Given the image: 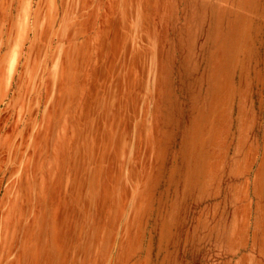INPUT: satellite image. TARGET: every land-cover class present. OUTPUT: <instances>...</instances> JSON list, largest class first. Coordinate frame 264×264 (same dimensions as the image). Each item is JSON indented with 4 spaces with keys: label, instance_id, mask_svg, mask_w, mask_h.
I'll list each match as a JSON object with an SVG mask.
<instances>
[{
    "label": "rangeland",
    "instance_id": "obj_1",
    "mask_svg": "<svg viewBox=\"0 0 264 264\" xmlns=\"http://www.w3.org/2000/svg\"><path fill=\"white\" fill-rule=\"evenodd\" d=\"M133 2L147 14L137 37L117 14L73 53L72 136L36 207L31 264H264V0ZM20 3L0 0V20ZM7 175L0 164V191Z\"/></svg>",
    "mask_w": 264,
    "mask_h": 264
},
{
    "label": "clouds",
    "instance_id": "obj_2",
    "mask_svg": "<svg viewBox=\"0 0 264 264\" xmlns=\"http://www.w3.org/2000/svg\"><path fill=\"white\" fill-rule=\"evenodd\" d=\"M7 9L5 5L0 20V103L10 110L12 131L3 136L0 161L8 172L0 191V264L13 257L15 264H31L29 249L35 246L32 237L39 219L36 207L59 170L63 142L72 136L71 113L61 107V99L63 85L76 75L73 53L79 47L87 54L99 37L101 23L117 14L131 30L130 36L137 37L147 14L133 0H21L14 18ZM143 34L147 35L146 26ZM18 66L24 69V84L15 94L11 88ZM54 117L59 126L48 155L41 142L48 139ZM254 160L248 154L241 158L242 173ZM25 204L30 206L27 215ZM110 250L111 245L105 252Z\"/></svg>",
    "mask_w": 264,
    "mask_h": 264
}]
</instances>
